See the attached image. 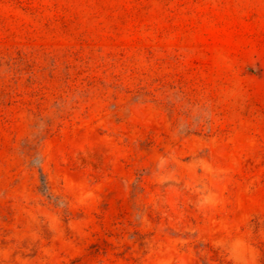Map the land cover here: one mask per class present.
I'll return each mask as SVG.
<instances>
[{
    "label": "rangeland",
    "instance_id": "1",
    "mask_svg": "<svg viewBox=\"0 0 264 264\" xmlns=\"http://www.w3.org/2000/svg\"><path fill=\"white\" fill-rule=\"evenodd\" d=\"M0 264H264V0H0Z\"/></svg>",
    "mask_w": 264,
    "mask_h": 264
}]
</instances>
